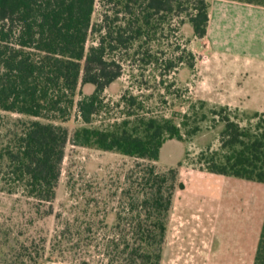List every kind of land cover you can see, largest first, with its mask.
<instances>
[{"label":"trees","instance_id":"obj_1","mask_svg":"<svg viewBox=\"0 0 264 264\" xmlns=\"http://www.w3.org/2000/svg\"><path fill=\"white\" fill-rule=\"evenodd\" d=\"M100 1L114 8L111 16L104 15L102 25L93 21L97 0H0V112L20 116L0 142V193L37 210L50 206L68 142L134 159L113 209L114 223H94L97 205L84 197L85 214L90 213L84 229L67 223L52 247L63 242L70 252L80 244L86 250L93 247L107 264H160L174 194L184 185L177 167L160 171L155 163L167 141L187 142L200 132L205 104L201 102L193 115L173 112L165 117L145 108L137 96L123 94L116 104L123 107L120 119L100 125L95 119L109 116L110 105L102 95L121 77L122 65L114 54L132 50L129 58L134 59L162 21L172 16L184 17L193 37L204 38L210 4ZM140 56L145 68L162 67L165 72L178 68L173 61L159 64L148 52ZM86 85L94 87L92 93L81 92ZM225 108L214 113L223 124L219 147L202 151L198 163L212 174L264 183V115L255 113L253 125L241 126L222 116ZM74 109L80 124L69 136L62 124ZM99 231L103 233L96 238Z\"/></svg>","mask_w":264,"mask_h":264},{"label":"rangeland","instance_id":"obj_2","mask_svg":"<svg viewBox=\"0 0 264 264\" xmlns=\"http://www.w3.org/2000/svg\"><path fill=\"white\" fill-rule=\"evenodd\" d=\"M113 10V5L97 0L93 21L102 25L104 15L111 16ZM119 18L124 19L122 14ZM162 22L155 37L143 44L141 54L134 59L129 58L132 50L114 54L122 65L121 77L103 92L104 101L110 105V114L97 117L95 125L121 118L123 107H116V104L123 94L137 96L145 108L165 117L173 112L193 115V111H200V103L204 102L201 111L206 114V120L201 123L200 132L187 142L167 141L155 163L160 171L177 167L178 178L184 185L174 194L160 264H251L247 250L240 251L237 241L212 240L210 234H206L203 222L205 186L200 181L203 175L200 172L204 169L198 163V156L202 151H216L219 147L218 136L223 124L214 113L218 115L221 107H226L222 116L241 126L253 125L256 121L253 115L263 116L264 112L229 110L221 104L225 100L217 101L221 97L206 96L205 39L193 37L192 28L184 17L172 16ZM144 52L157 58L159 64L177 62V70L165 72L162 67L141 66L140 55ZM80 89L90 94L94 87L86 85ZM79 98L76 96V101ZM261 101L264 104V99ZM75 111L62 124L69 136L80 124ZM16 119L20 116L0 112V142L5 141ZM134 162L128 157L76 147L68 142L56 198L50 206L43 205L37 210L24 200L0 193V264H78L81 260L88 264H107V258L98 256L93 247L86 250L80 244L70 252L63 242L53 250V241L67 223L84 229L90 214H85L84 197L91 200V205H97L99 212L93 222L103 221L111 226L115 219L113 209L125 187V175ZM99 233L95 234L96 238L103 232ZM246 245L248 248L249 242L246 241Z\"/></svg>","mask_w":264,"mask_h":264},{"label":"crops","instance_id":"obj_3","mask_svg":"<svg viewBox=\"0 0 264 264\" xmlns=\"http://www.w3.org/2000/svg\"><path fill=\"white\" fill-rule=\"evenodd\" d=\"M208 1L204 94L229 110L264 112V4ZM200 173L206 234L237 241L251 264H264V183Z\"/></svg>","mask_w":264,"mask_h":264}]
</instances>
